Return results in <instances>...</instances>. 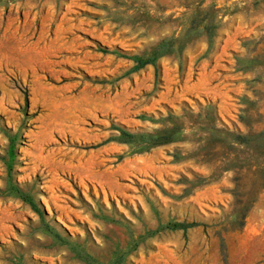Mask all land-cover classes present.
I'll return each mask as SVG.
<instances>
[{
  "label": "rangeland",
  "instance_id": "1",
  "mask_svg": "<svg viewBox=\"0 0 264 264\" xmlns=\"http://www.w3.org/2000/svg\"><path fill=\"white\" fill-rule=\"evenodd\" d=\"M0 264H264V0H0Z\"/></svg>",
  "mask_w": 264,
  "mask_h": 264
},
{
  "label": "trees",
  "instance_id": "2",
  "mask_svg": "<svg viewBox=\"0 0 264 264\" xmlns=\"http://www.w3.org/2000/svg\"><path fill=\"white\" fill-rule=\"evenodd\" d=\"M179 227H181L179 223H170L167 225V228H172V229L179 228Z\"/></svg>",
  "mask_w": 264,
  "mask_h": 264
}]
</instances>
